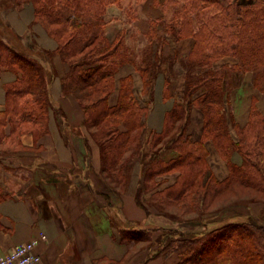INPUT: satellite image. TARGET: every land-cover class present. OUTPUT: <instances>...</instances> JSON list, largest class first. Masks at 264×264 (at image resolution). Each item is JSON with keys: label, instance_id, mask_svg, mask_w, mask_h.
<instances>
[{"label": "trees", "instance_id": "16d2710c", "mask_svg": "<svg viewBox=\"0 0 264 264\" xmlns=\"http://www.w3.org/2000/svg\"><path fill=\"white\" fill-rule=\"evenodd\" d=\"M15 1L32 4L33 25L55 48L38 46L29 32L17 34L0 9V63L20 75L6 85L0 154L22 149L23 134L33 135L37 143L50 133L58 112L51 93L52 64L59 55L68 65L62 93L74 96L83 110L85 127L100 148L105 178L125 192L135 167L141 169L136 203L150 222L160 225L121 230L120 242L131 245L128 254L152 249L147 261L176 254L177 264H264V224L249 218L210 228L227 208L264 202V112L253 96L247 122L236 123L228 109L227 78L230 72L253 73V88L264 96V0L245 5L240 0H136L132 6L149 15L144 34L148 43L141 52L128 45L126 32L107 33L106 14L112 6L124 10L122 0ZM153 10L160 14L153 15ZM168 36L176 42L191 38L192 49L184 58L177 49L166 54ZM226 57L237 63L216 67ZM126 65L142 80L144 102L132 75L118 78ZM180 74L185 76L182 94L174 91V77ZM160 80L164 99H173V104L165 112L162 130L148 132L147 117ZM194 108L204 117L198 141L187 134ZM209 141L228 166L224 180L207 160ZM166 149L179 156L163 160ZM172 174H178L176 181L163 187V177ZM199 226L200 232L189 230Z\"/></svg>", "mask_w": 264, "mask_h": 264}, {"label": "crops", "instance_id": "0c3cea01", "mask_svg": "<svg viewBox=\"0 0 264 264\" xmlns=\"http://www.w3.org/2000/svg\"><path fill=\"white\" fill-rule=\"evenodd\" d=\"M0 9L6 11L7 19L17 34L29 32L36 37L38 46L50 50L55 48L54 41L33 25L32 4L0 0ZM193 43L191 38L178 42L180 58L190 52ZM52 66L51 93L58 112L51 120L50 133L37 143L33 135L23 134L22 149L0 154V170L4 171V174H0V258L45 234L47 240L37 248L41 256L39 264H177L179 257L176 254L147 261L152 249L146 253L128 254L131 245L120 242L121 230L155 228L160 225L152 219L150 222L146 211L136 203L135 195L142 181L141 169L135 167L130 186L125 192L116 189L105 178L100 148L85 127L83 110L74 96L62 93L61 78L68 72V65L59 55H55ZM130 67L124 66L118 78L132 75L137 90L141 92L142 80L134 68L133 71L129 70ZM19 76L0 63V112L5 108L6 85ZM174 80V91L182 94L184 75L174 77ZM114 95L111 104L116 102L117 93ZM253 96L247 101L244 112L238 110L236 102L231 99L234 120L241 126L248 120ZM154 99L147 117L148 132L162 130L165 112L173 104V99L163 97L162 80L158 81ZM203 123V114L194 108L187 130L192 140H200ZM8 132L9 128L6 129ZM206 146L212 171L219 180L226 179L229 175L227 164L211 141ZM0 151H3L1 147ZM178 156L173 149L161 153L165 161ZM13 167H19L16 170L23 173L8 174ZM177 175L163 177L167 179L163 187L172 185ZM11 183L18 186L17 190L12 189ZM30 184L33 185V191L30 190Z\"/></svg>", "mask_w": 264, "mask_h": 264}, {"label": "rangeland", "instance_id": "374dc122", "mask_svg": "<svg viewBox=\"0 0 264 264\" xmlns=\"http://www.w3.org/2000/svg\"><path fill=\"white\" fill-rule=\"evenodd\" d=\"M251 0H240V3L242 5L248 4ZM136 0H122V7L123 9H119L117 6H112L110 8V12L108 11L106 14V20L108 21L107 25V33L111 36H114L116 32H126L127 35V42L130 47H134L136 52H141L142 48L145 47L148 43L147 39L144 38V34L148 31V14L147 12L143 11L141 12L136 5L132 6ZM149 8V6H148ZM174 8H171V11L168 14H171L173 12ZM136 13V15H135ZM153 15L158 16L160 14L159 10H153ZM135 15L137 17V20H132V16ZM134 21V22H133ZM38 28L42 30L39 26ZM43 31V30H42ZM31 34V33H30ZM168 45L166 47V54L173 55L175 50H178V42H176L174 37L168 36ZM170 45V46H169ZM156 47V46H155ZM237 63V60L233 57H226L221 59L216 63V67L219 65H233ZM129 70H134L131 66ZM175 70L180 73V65H177L175 67ZM135 71V70H134ZM136 72V71H135ZM137 74V73H136ZM182 75V74H180ZM183 76V75H182ZM119 77V75H118ZM137 78L139 76L137 75ZM185 78V76H184ZM228 78V90H229V99H230V106H228V109H232V102L231 99L233 98L235 106H238V110L243 112L246 110L247 107V101L250 100V96L254 95L257 96L259 99L258 106L260 109L264 112V96L260 94L257 90L253 88V79L254 74L253 73H247L244 75H241L240 73H229ZM183 77H181L182 83ZM138 80V79H137ZM252 92V93H251ZM138 97L141 99L142 102L145 101V95L141 94L140 90L137 91ZM115 98V95H113L112 100ZM234 133V132H233ZM234 136L235 133H234ZM3 154V152H2ZM16 168L19 167H13L10 170V173L8 174H22V171H17ZM14 169V171H13ZM138 173V172H137ZM0 174H4V171L2 169L0 170ZM7 174V173H5ZM26 174V173H24ZM30 178L32 177L31 175ZM13 190H17V187H15L14 183L10 184ZM29 185V184H28ZM27 185V187H28ZM30 190L33 191V185L30 184ZM231 194V193H230ZM231 196V195H230ZM227 198V197H226ZM230 197H228L229 199ZM227 199V200H228ZM226 200V199H225ZM224 199H222L221 203H224ZM224 206V204H222ZM169 211V210H168ZM217 220L215 223L210 224V228L219 226L220 224L227 222V221H246L249 218H253L256 222L259 224H264V202L262 201H255L250 202L248 206L245 207V205H237L234 207L227 208L222 214L217 216ZM164 224V223H161ZM190 226V225H189ZM177 228L180 229V227L177 226ZM193 232H200L202 228L196 227L194 229H189ZM149 251V250H148ZM141 252L146 253L147 251L142 250Z\"/></svg>", "mask_w": 264, "mask_h": 264}, {"label": "built area", "instance_id": "2783aa9c", "mask_svg": "<svg viewBox=\"0 0 264 264\" xmlns=\"http://www.w3.org/2000/svg\"><path fill=\"white\" fill-rule=\"evenodd\" d=\"M46 240L47 236L43 234L39 239L16 247L13 251L0 258V264H39L41 256L37 253V248L41 242Z\"/></svg>", "mask_w": 264, "mask_h": 264}]
</instances>
